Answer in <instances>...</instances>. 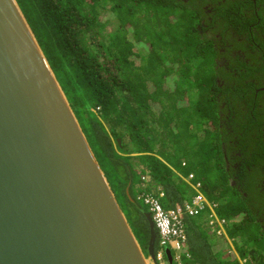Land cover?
<instances>
[{"label":"trees","instance_id":"trees-1","mask_svg":"<svg viewBox=\"0 0 264 264\" xmlns=\"http://www.w3.org/2000/svg\"><path fill=\"white\" fill-rule=\"evenodd\" d=\"M16 1L145 254L138 195L161 188L171 209L200 181L264 264V0ZM210 212L185 218L183 264H240L215 251Z\"/></svg>","mask_w":264,"mask_h":264},{"label":"water","instance_id":"water-1","mask_svg":"<svg viewBox=\"0 0 264 264\" xmlns=\"http://www.w3.org/2000/svg\"><path fill=\"white\" fill-rule=\"evenodd\" d=\"M147 219L148 256L17 1L0 0V264H149Z\"/></svg>","mask_w":264,"mask_h":264},{"label":"built area","instance_id":"built-area-1","mask_svg":"<svg viewBox=\"0 0 264 264\" xmlns=\"http://www.w3.org/2000/svg\"><path fill=\"white\" fill-rule=\"evenodd\" d=\"M149 179L148 175L142 178L144 182ZM194 179V173H190L185 177L188 182H192ZM193 187L196 191L193 199L171 209H164L161 204L160 199L164 196L161 188H157L156 191H143L138 195V199L148 207L158 232L159 248L155 251V260L148 258L149 264H183V254L187 249L188 241L185 218L199 216L207 209L211 210L207 225L217 238L226 243L227 252L232 260H237L240 264H246L247 258L242 257L239 251L240 242L237 238L229 236L228 226L231 221L215 212L218 204L211 202L205 196L200 181L195 182ZM168 248L171 251V262L166 253Z\"/></svg>","mask_w":264,"mask_h":264},{"label":"flooded vegetation","instance_id":"flooded-vegetation-1","mask_svg":"<svg viewBox=\"0 0 264 264\" xmlns=\"http://www.w3.org/2000/svg\"><path fill=\"white\" fill-rule=\"evenodd\" d=\"M224 63L226 62L225 60H222ZM220 62V60H218V63ZM227 165H228V167L230 166V164L229 163H227ZM237 167V165L235 164L234 165V168H236ZM234 184H235V182H234ZM258 207L260 208V210H262V211H260L261 213H260V215L256 218V221L258 222V225L260 226V231H261V233L262 234H264V201L261 203V200L260 201H258ZM235 238V237H234ZM237 238V237H236ZM237 240H238V238H237ZM239 241V240H238ZM241 244V243H240ZM253 261H255V260H253Z\"/></svg>","mask_w":264,"mask_h":264},{"label":"crops","instance_id":"crops-1","mask_svg":"<svg viewBox=\"0 0 264 264\" xmlns=\"http://www.w3.org/2000/svg\"><path fill=\"white\" fill-rule=\"evenodd\" d=\"M214 248H215V251L216 252H219V251H227V245H226V243L223 241V240H221V239H219V238H217L216 236H215V243H214ZM230 256V255H229ZM247 258V261H249V256H247L246 257ZM230 259H232L231 257H230ZM251 259V258H250ZM252 262H254L255 263V261H252ZM253 264V263H252Z\"/></svg>","mask_w":264,"mask_h":264},{"label":"rangeland","instance_id":"rangeland-1","mask_svg":"<svg viewBox=\"0 0 264 264\" xmlns=\"http://www.w3.org/2000/svg\"><path fill=\"white\" fill-rule=\"evenodd\" d=\"M110 19V20H112V21H114V16L112 15V14H109V15H107V16H105L104 17V20H106V19ZM148 47L147 46H145V45H143V44H136V51L139 53V52H142V53H145L146 52V49H147ZM135 58H136V61H137V63H139V61H140V56H135Z\"/></svg>","mask_w":264,"mask_h":264}]
</instances>
